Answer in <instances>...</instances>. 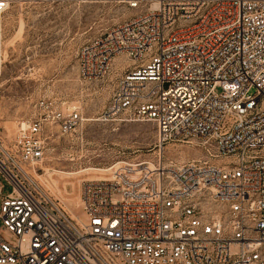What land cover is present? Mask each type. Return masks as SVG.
<instances>
[{
  "label": "built area",
  "instance_id": "2783aa9c",
  "mask_svg": "<svg viewBox=\"0 0 264 264\" xmlns=\"http://www.w3.org/2000/svg\"><path fill=\"white\" fill-rule=\"evenodd\" d=\"M106 1L136 13L82 46L79 77L118 65L101 114L153 121L159 152L83 179L73 214L39 176L50 127L82 112L40 100L0 132V264H264V0ZM169 141L203 153L178 161Z\"/></svg>",
  "mask_w": 264,
  "mask_h": 264
},
{
  "label": "rangeland",
  "instance_id": "374dc122",
  "mask_svg": "<svg viewBox=\"0 0 264 264\" xmlns=\"http://www.w3.org/2000/svg\"><path fill=\"white\" fill-rule=\"evenodd\" d=\"M3 13L0 56V132L12 138L21 122L37 117L42 99L66 112H82L76 127L65 131L53 124L46 139L39 176L50 193L76 207L84 178L108 177L118 160L159 152L153 121L116 120L102 116L122 69L102 82L79 77V54L92 37L136 13L106 0H7ZM165 156L178 161L201 155L194 143L169 141ZM2 194L12 185L0 175ZM63 197V198H62ZM65 199V200H64ZM1 225V224H0Z\"/></svg>",
  "mask_w": 264,
  "mask_h": 264
},
{
  "label": "bare ground",
  "instance_id": "6f19581e",
  "mask_svg": "<svg viewBox=\"0 0 264 264\" xmlns=\"http://www.w3.org/2000/svg\"><path fill=\"white\" fill-rule=\"evenodd\" d=\"M118 63V62H117ZM97 177V176H96ZM88 178V177H87ZM105 178V177H104ZM85 179V178H84ZM80 187H81V183H80ZM80 187H79V191H78V193L76 194V195H74V196H71V197H65V199L66 200H75V199H77L79 196H80ZM63 198V197H62ZM64 199V200H65ZM80 199V198H79ZM79 199H78V201H77V203H79ZM76 203V204H77ZM75 204V205H76ZM70 209H72V207H69ZM72 212H73V214H75L76 212L72 209Z\"/></svg>",
  "mask_w": 264,
  "mask_h": 264
}]
</instances>
